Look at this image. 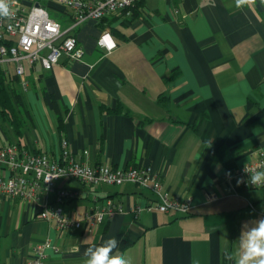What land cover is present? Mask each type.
<instances>
[{"label":"crops","instance_id":"crops-1","mask_svg":"<svg viewBox=\"0 0 264 264\" xmlns=\"http://www.w3.org/2000/svg\"><path fill=\"white\" fill-rule=\"evenodd\" d=\"M20 1L69 21L56 0ZM138 11L126 23L108 15L79 25L80 60L27 69L29 114L19 134L0 126V143L59 156L65 139L91 165H149L190 211L148 209L157 196L135 183L62 177L55 184L78 196L61 207L79 227L40 218V200L0 197V264H27L43 241L59 247L46 249L44 264H85V250L111 237L119 243L110 255L130 264H237L247 232L264 219V184L250 188L233 175L264 151V5L144 0ZM104 31L110 50L98 43ZM106 200L118 209L89 225L84 214Z\"/></svg>","mask_w":264,"mask_h":264},{"label":"built area","instance_id":"built-area-1","mask_svg":"<svg viewBox=\"0 0 264 264\" xmlns=\"http://www.w3.org/2000/svg\"><path fill=\"white\" fill-rule=\"evenodd\" d=\"M136 0H56L68 9L69 21L61 23L51 17L41 5L26 6L20 0L11 3V15L0 18V65L19 77L26 87V70L35 74L52 70L62 58L68 61L80 60L83 48L79 44L75 30L89 19L100 20L108 15H120L122 10ZM98 43L107 50L114 47V41L107 31L98 38ZM246 170V171H245ZM264 170V151L233 172L234 177L243 181L247 187L260 185L248 183L249 176L255 171ZM77 179L91 186L101 183L123 184L131 182L149 188L157 201L147 206L165 213L187 214L190 211L189 199L170 195L163 187L161 176L151 166H129L119 168L100 162L88 164L68 148L62 140L59 156L44 151H31L19 147L16 143H0V197L17 198L42 202L38 216L46 221L53 219L56 228L79 227L80 220H74L63 212L61 204L65 199H76L78 193L58 187L59 178ZM215 194L208 195L209 199ZM118 208L111 201L92 213H85L84 220L89 225L100 223ZM51 247L59 251L57 245L48 241L37 243L27 264H44L46 249Z\"/></svg>","mask_w":264,"mask_h":264},{"label":"clouds","instance_id":"clouds-1","mask_svg":"<svg viewBox=\"0 0 264 264\" xmlns=\"http://www.w3.org/2000/svg\"><path fill=\"white\" fill-rule=\"evenodd\" d=\"M12 2L13 0H0V18L11 15ZM259 2L264 5V0H259ZM255 3L256 0H235L237 8L251 7ZM248 183L253 186L264 184V171L252 173L249 176ZM118 243L119 241L115 237H111L103 245L88 247L84 253L88 257L85 264H130V261L122 255H110ZM241 247L242 252L237 259V264H264V219L259 220L257 226L247 232L246 239H243Z\"/></svg>","mask_w":264,"mask_h":264},{"label":"trees","instance_id":"trees-1","mask_svg":"<svg viewBox=\"0 0 264 264\" xmlns=\"http://www.w3.org/2000/svg\"><path fill=\"white\" fill-rule=\"evenodd\" d=\"M143 1L136 0L131 6L122 10L118 16L121 17L123 23L138 15V9ZM105 17L100 20H103ZM115 31V29L112 30V32ZM28 114L24 90L21 87L19 77L12 69H6L0 65V121L9 124L19 134L25 124V117ZM16 144L21 147L19 142Z\"/></svg>","mask_w":264,"mask_h":264},{"label":"rangeland","instance_id":"rangeland-1","mask_svg":"<svg viewBox=\"0 0 264 264\" xmlns=\"http://www.w3.org/2000/svg\"><path fill=\"white\" fill-rule=\"evenodd\" d=\"M50 16L56 18L55 16H53V15H51V14H50ZM63 24H64V23H63ZM0 126L3 127V128L6 129V130H7V127H9L7 123H1V121H0Z\"/></svg>","mask_w":264,"mask_h":264}]
</instances>
